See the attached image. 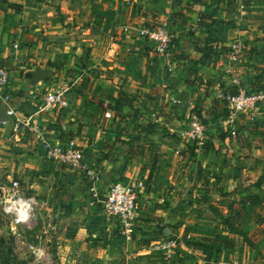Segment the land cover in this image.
<instances>
[{
	"label": "crops",
	"instance_id": "crops-1",
	"mask_svg": "<svg viewBox=\"0 0 264 264\" xmlns=\"http://www.w3.org/2000/svg\"><path fill=\"white\" fill-rule=\"evenodd\" d=\"M164 25L174 36L170 65L142 35ZM233 43L243 48L235 60ZM0 63L12 96L2 105L0 176L67 216L84 262L127 248L161 264L151 246L175 235L176 264H257L249 243L264 227V103L235 120L239 143L225 122L230 104L217 94L264 91V0H0ZM65 81L70 107L40 111L39 97ZM133 97L134 110L117 122L110 107ZM192 113L208 132L203 152L183 138ZM145 118L157 129L133 126ZM21 121L59 144L76 139L87 167L49 156ZM117 182L144 184L130 238L93 197Z\"/></svg>",
	"mask_w": 264,
	"mask_h": 264
},
{
	"label": "built area",
	"instance_id": "built-area-1",
	"mask_svg": "<svg viewBox=\"0 0 264 264\" xmlns=\"http://www.w3.org/2000/svg\"><path fill=\"white\" fill-rule=\"evenodd\" d=\"M142 35L149 37V40L154 42L156 52L167 61V65L171 64L172 51L171 44L174 36L166 28V25L158 27L154 30H144ZM18 47L17 45L15 46ZM243 53V48L240 43H233L229 52L232 59H236ZM10 83V71L0 63V104L9 105L12 101V96L7 92V87ZM72 84L69 81L61 82L53 89L47 91L39 97L42 102L40 111L54 112L57 109H66L70 107L69 95L72 92ZM218 97L227 101L230 104V115L226 123L231 125L230 135L236 136V128L234 122L238 116L250 109H254L259 103H264V91H250L247 89H238V91L218 92ZM172 102L176 105L183 106L182 100L173 99ZM106 118H112L111 113H106ZM27 130L33 132L38 139L41 148L56 158L58 162L67 165L75 170H82L87 167L85 164L84 149L76 139H69L64 144H59L50 140L39 129L33 128L28 122H20ZM18 122L17 128L19 127ZM183 138L195 144L198 149H203L208 143V132L206 127L201 123L199 116L191 114L189 120V128L183 133ZM177 154H180L178 151ZM144 189L142 182L135 184H125L122 182L114 183L109 186L105 194H99L94 191V199L101 206L104 216L109 221H113L117 225L120 234L130 238L137 220V201L138 195ZM7 200L10 207L7 212H16L19 207L24 216H19L18 221H27L34 213L37 201L30 196L23 195L21 184L19 181H12ZM13 201V202H12ZM15 207V208H14ZM181 238L179 236H170L164 240H159L153 244L152 250L164 259V264H176V256L180 246Z\"/></svg>",
	"mask_w": 264,
	"mask_h": 264
},
{
	"label": "rangeland",
	"instance_id": "rangeland-1",
	"mask_svg": "<svg viewBox=\"0 0 264 264\" xmlns=\"http://www.w3.org/2000/svg\"><path fill=\"white\" fill-rule=\"evenodd\" d=\"M199 21L201 20L199 19ZM129 99H133V101L136 103L138 101L134 97ZM141 107H144V104L141 105ZM230 110L231 108L229 109L228 116L225 117L226 121L229 119L228 117L230 115ZM193 114L198 116L196 113ZM149 121V119L145 118L141 121H136L133 126L138 127V125L141 124L147 125ZM200 121L203 124L201 119ZM153 123L159 125L157 121H153ZM226 126L229 128L231 127V125L228 123H226ZM209 143L210 140L208 138V143L205 148H195L198 149L199 152H203L204 150L209 149ZM190 145L195 146V144L191 143ZM250 152L251 151L246 149L244 150V154L242 156H244L245 159L249 158L251 156ZM236 159L238 160V158ZM242 162L243 160H238L237 166H240ZM13 180L14 179H12V177L5 178L3 175L0 176V241L4 240L6 242V247H0V264H12L14 262L10 260L9 253H5V250H3V248H8L11 245L14 249V255L17 256L16 262L18 264H21L22 262H26L27 264H157V259H152L150 256L143 257L144 259H147L148 262H139L137 260L138 252L135 251V249L127 251V248L123 250L121 256L120 254H111V252L108 251L107 256L109 260H107V257L105 256L104 259L98 257L97 260L101 261L102 263L84 262V248H80L79 246L75 247L74 231L72 232L71 226L68 225L69 222L67 223V219H65V217H67L66 215H57V213H54L51 210L48 211L46 208H43L38 204L35 206L36 209L33 215L25 222L18 221L19 216L16 214V212H7V208L10 207V204H8L7 201L10 198L8 189L12 185ZM251 205L252 204L248 205L247 203H244L243 208H251ZM210 209H213L212 206H210ZM261 211H264V208ZM17 213L20 215L22 213V210L18 207ZM229 218L233 219V221L235 219L234 216H228V219ZM262 220L264 223V219ZM259 229L263 233V228L261 226ZM76 232L77 231H75V233ZM262 233L260 236H258V239H256L255 242L249 243L252 246L253 251L256 252L253 258L258 259L257 264H260L261 262L264 264V233ZM164 239L166 238H161L158 240ZM151 247H153V245ZM151 251L153 252V250ZM153 253V255H157L158 260L161 259V264L165 262L164 259L156 252ZM94 255L100 256V253L96 251Z\"/></svg>",
	"mask_w": 264,
	"mask_h": 264
},
{
	"label": "trees",
	"instance_id": "trees-1",
	"mask_svg": "<svg viewBox=\"0 0 264 264\" xmlns=\"http://www.w3.org/2000/svg\"><path fill=\"white\" fill-rule=\"evenodd\" d=\"M211 51H213V49H211ZM257 68V67H256ZM261 70V69H259ZM134 107V104H133V99H129L127 98L126 101H118L113 107H110L111 109H113L115 112H116V121L117 122H123L125 121V119H127L128 116L124 115L122 116L121 112L125 109V108H129V111H133ZM131 109V110H130ZM124 112V111H123ZM118 118V120H117ZM144 130L146 131H150L151 129L154 131L157 129L158 125H155V124H152V123H149L147 124L146 126H141ZM150 129V130H149ZM231 138H233V140H237V142H241L240 139H241V134H240V131L237 130L236 128V136L233 137L231 136ZM141 139V136H135V137H132L131 140L129 141L131 144H134L136 141L140 140ZM252 204V203H251ZM263 233H264V227H263ZM247 238V237H246ZM226 246L227 244H230V243H224ZM0 247H6V242L4 240L0 241ZM3 250H5V253H9V258L10 260L13 262H15V264H18L16 262V255H14V249L11 246H9L8 248H3ZM14 262L12 264H14ZM21 264H27L26 262H22Z\"/></svg>",
	"mask_w": 264,
	"mask_h": 264
},
{
	"label": "water",
	"instance_id": "water-1",
	"mask_svg": "<svg viewBox=\"0 0 264 264\" xmlns=\"http://www.w3.org/2000/svg\"><path fill=\"white\" fill-rule=\"evenodd\" d=\"M5 116L4 107L0 104V120H2Z\"/></svg>",
	"mask_w": 264,
	"mask_h": 264
},
{
	"label": "bare ground",
	"instance_id": "bare-ground-1",
	"mask_svg": "<svg viewBox=\"0 0 264 264\" xmlns=\"http://www.w3.org/2000/svg\"><path fill=\"white\" fill-rule=\"evenodd\" d=\"M19 208V207H18ZM18 215H20L19 213H18ZM21 217H23L24 216V213H23V211H22V213H21V215H20Z\"/></svg>",
	"mask_w": 264,
	"mask_h": 264
}]
</instances>
